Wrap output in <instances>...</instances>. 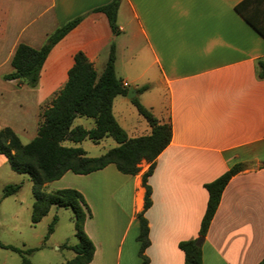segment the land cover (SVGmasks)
Segmentation results:
<instances>
[{
	"label": "crops",
	"instance_id": "obj_1",
	"mask_svg": "<svg viewBox=\"0 0 264 264\" xmlns=\"http://www.w3.org/2000/svg\"><path fill=\"white\" fill-rule=\"evenodd\" d=\"M109 1L0 0V128L31 140L40 107L66 81L74 54L83 52L99 74L114 40L115 74L120 64L134 67L119 76L122 82L135 90L148 84L135 96L160 122L171 124L170 141L147 177V264H183L178 242L197 236L207 201L204 184L245 161L253 164L234 174L221 192L201 244L202 264H257L264 257V168L259 166L264 160V77L258 75L264 36L236 10L244 0H120L117 34L106 15L93 10ZM243 9L264 28V0H251ZM77 16L80 21L48 52L36 87L2 78L12 71L19 43L40 48L58 26ZM119 96L124 107L117 118ZM154 97L159 103L152 102ZM129 101L126 95L114 97L116 121L129 137L148 134L150 126L137 110L136 124L129 125ZM148 166L142 160L136 174H124L109 163L86 174L67 171L44 185L82 193L90 211L84 231L94 244L86 264L140 262L135 215L143 209L141 177Z\"/></svg>",
	"mask_w": 264,
	"mask_h": 264
},
{
	"label": "trees",
	"instance_id": "obj_2",
	"mask_svg": "<svg viewBox=\"0 0 264 264\" xmlns=\"http://www.w3.org/2000/svg\"><path fill=\"white\" fill-rule=\"evenodd\" d=\"M251 0H244L236 5L240 12L264 36V28L251 20L245 13L243 5ZM120 0H111L94 8L103 12L114 34L119 32L116 14ZM82 16L74 17L58 26L50 33L40 48H33L25 43H19L11 58L12 71L2 75L5 80H16L17 84L35 87L38 83L41 66L52 48ZM258 75L264 77V61L258 60ZM148 88V84L137 87V93ZM128 87L123 86L121 78L115 74V43L111 42L108 56L101 73H97L92 63L78 51L74 54L73 64L67 71V79L54 96L39 110L36 135L23 143L10 127L0 128V154L4 155L11 170L27 174L32 181L33 203L31 222L37 223L54 206L70 208L74 222L76 243H64V248L73 251V256L64 264H86L92 259L94 244L84 231V221L90 211L82 193L71 187L45 191L44 185L59 179L65 172L86 174L114 163L117 170L124 174H136L140 170L142 160L149 163L141 177L145 188L143 209L135 217L139 225L137 240L139 242L140 262L147 264L144 250L149 243L148 225L144 211L151 204V190L147 177L153 169L155 158L166 147L171 138L170 122H160L153 112L136 96L130 99L139 115L150 126V132L145 135L129 137L126 131L116 121L112 112V102L116 95H126ZM76 116L93 118L94 126L84 128L81 125L72 126ZM110 136L117 146L107 149L98 156H89L79 146H66L64 140L81 142L90 139L98 142L103 137ZM252 161L237 162L230 166L213 180L206 182L207 201L201 217L197 236L180 240L178 248L183 252V264H202L201 245L196 244L199 236L204 237L208 225L218 206L221 192L228 180L239 171L250 167ZM264 168V160L260 161ZM20 188L19 183H8L3 187V196L15 193ZM57 217L53 216L48 225V233L53 231ZM2 248L10 249L21 255V264H32L25 254L35 248L22 249L13 245L0 243ZM264 264V257L257 263Z\"/></svg>",
	"mask_w": 264,
	"mask_h": 264
},
{
	"label": "rangeland",
	"instance_id": "obj_3",
	"mask_svg": "<svg viewBox=\"0 0 264 264\" xmlns=\"http://www.w3.org/2000/svg\"><path fill=\"white\" fill-rule=\"evenodd\" d=\"M112 42L115 43L114 40ZM146 60V58L139 59V64H137L139 68L144 65ZM127 64L126 62V65L120 64L118 66L117 77L127 71L129 73L133 72L134 67L130 68ZM63 77L64 79L66 78L65 73L59 80H62ZM120 99L121 97L119 96L114 102V111L117 118H120L118 110L124 107V103H121ZM137 99L139 100L140 97H137ZM152 102L159 103V99L154 97ZM126 103L131 109V112L126 110L129 117V125L136 124L134 119L137 115L136 108L131 101ZM76 125H83L89 128L93 125V122L89 117L76 116L72 126ZM29 140L30 137H21V141L24 143ZM113 141L111 137H107L98 144L88 139L78 143L64 140L63 144L66 146H79L85 150L87 155L98 156L106 149L111 148L113 145H110V143ZM69 174L72 175V172H69ZM8 183H19L20 188L15 193L3 196V187ZM51 188L50 186L44 188V190L50 191ZM32 203V181L29 176L11 170L6 158L0 155V243L17 246L22 249L35 248L30 253L25 254L32 264H64L65 260L70 259L74 254L72 250L64 248L62 245L64 243L74 244L77 241L71 209L52 205L37 223L32 224ZM54 215H56L57 219L53 231L48 233V225ZM0 264H21V255L0 246Z\"/></svg>",
	"mask_w": 264,
	"mask_h": 264
},
{
	"label": "water",
	"instance_id": "obj_4",
	"mask_svg": "<svg viewBox=\"0 0 264 264\" xmlns=\"http://www.w3.org/2000/svg\"><path fill=\"white\" fill-rule=\"evenodd\" d=\"M135 94H136V90L133 87H129L128 88V92L126 94V97L129 98V99H131V98H133L135 96ZM202 241H203V237L202 236H199L196 239V244L197 245H201L202 244Z\"/></svg>",
	"mask_w": 264,
	"mask_h": 264
},
{
	"label": "built area",
	"instance_id": "obj_5",
	"mask_svg": "<svg viewBox=\"0 0 264 264\" xmlns=\"http://www.w3.org/2000/svg\"><path fill=\"white\" fill-rule=\"evenodd\" d=\"M123 86H127V83L126 82H122Z\"/></svg>",
	"mask_w": 264,
	"mask_h": 264
}]
</instances>
